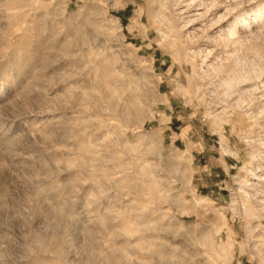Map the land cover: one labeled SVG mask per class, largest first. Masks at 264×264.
Instances as JSON below:
<instances>
[{
	"label": "rangeland",
	"instance_id": "1",
	"mask_svg": "<svg viewBox=\"0 0 264 264\" xmlns=\"http://www.w3.org/2000/svg\"><path fill=\"white\" fill-rule=\"evenodd\" d=\"M0 264H264V0H0Z\"/></svg>",
	"mask_w": 264,
	"mask_h": 264
},
{
	"label": "bare ground",
	"instance_id": "2",
	"mask_svg": "<svg viewBox=\"0 0 264 264\" xmlns=\"http://www.w3.org/2000/svg\"><path fill=\"white\" fill-rule=\"evenodd\" d=\"M234 33H235V32L232 31V32H231V36L234 35ZM255 179H256V178H255ZM246 185H247V184H246Z\"/></svg>",
	"mask_w": 264,
	"mask_h": 264
}]
</instances>
